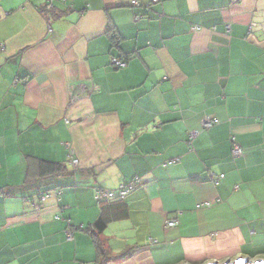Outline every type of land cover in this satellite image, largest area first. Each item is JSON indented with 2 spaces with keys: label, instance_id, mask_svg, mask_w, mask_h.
Segmentation results:
<instances>
[{
  "label": "crops",
  "instance_id": "obj_1",
  "mask_svg": "<svg viewBox=\"0 0 264 264\" xmlns=\"http://www.w3.org/2000/svg\"><path fill=\"white\" fill-rule=\"evenodd\" d=\"M131 1L0 0V264L264 259V0Z\"/></svg>",
  "mask_w": 264,
  "mask_h": 264
},
{
  "label": "built area",
  "instance_id": "obj_2",
  "mask_svg": "<svg viewBox=\"0 0 264 264\" xmlns=\"http://www.w3.org/2000/svg\"><path fill=\"white\" fill-rule=\"evenodd\" d=\"M48 1V4L51 6L52 4V1L53 0H47ZM152 1H158V0H152ZM131 5L135 6V7H138L140 6V2L137 1V0H132L131 1ZM141 15L140 14H136L134 15V19L135 21L141 19ZM111 63L118 66V67H122L124 65V62L118 58H111ZM218 122L217 119L215 118H211V117H205L203 120H202V127L204 129H208L210 127H212L213 125H215L216 123ZM198 134L197 131H190L188 132L187 134V138H188V141L191 143L192 139L194 137H196V135ZM242 148L235 142H232V146H231V155L232 157H237L239 155L242 154ZM73 153V151L71 150V154ZM69 159L71 161L72 164L76 165L77 164V160L72 157V156H69ZM223 178V174H220L219 176L217 177H214L213 175L211 176V179L212 181L217 184L220 179ZM137 182V180H136ZM133 189V183H128V184H123V185H120L119 188H118V196L119 197H123L127 192H129L130 190ZM55 192H58L59 193V190L56 189ZM46 196H48V193H42V194H39V198L40 200H44L46 198ZM114 196V193L113 191H110V190H107V189H100V188H97L96 189V192H95V197L98 198V199H102V198H112ZM212 203L210 201H203L201 203H198L197 204V207H209ZM33 207L34 208H37L38 206L34 203H32ZM58 217V216H56ZM167 226H173L174 225V220H171V221H167L166 223ZM153 242V241H152ZM155 242V241H154Z\"/></svg>",
  "mask_w": 264,
  "mask_h": 264
},
{
  "label": "trees",
  "instance_id": "obj_3",
  "mask_svg": "<svg viewBox=\"0 0 264 264\" xmlns=\"http://www.w3.org/2000/svg\"><path fill=\"white\" fill-rule=\"evenodd\" d=\"M140 14V13H139ZM142 17H144V14H140ZM141 17V18H142ZM211 128V127H210ZM209 129V128H208ZM202 130H207V129H204L202 127ZM195 138V137H194ZM193 138V139H194ZM192 139V140H193ZM188 140V138H187ZM189 142V141H188ZM49 164H47L45 167H46V170H57V167H58V164L57 163H53V162H48ZM137 180V179H136ZM136 180L134 179V182H136ZM32 197H29V200H31ZM198 208V207H197ZM201 208V207H199ZM104 221L101 220V219H98L95 223H94V227H96V229L98 230V232L101 231V229L103 228L104 226ZM95 237V245L97 247V252H98V260L100 261V263H102L106 258H107V251L106 249L104 248L103 246V243H102V240L98 237V236H94Z\"/></svg>",
  "mask_w": 264,
  "mask_h": 264
},
{
  "label": "water",
  "instance_id": "obj_4",
  "mask_svg": "<svg viewBox=\"0 0 264 264\" xmlns=\"http://www.w3.org/2000/svg\"><path fill=\"white\" fill-rule=\"evenodd\" d=\"M205 264H264V259H256L254 261H250L244 257H237L232 261L228 260L221 263H217V261H210Z\"/></svg>",
  "mask_w": 264,
  "mask_h": 264
}]
</instances>
